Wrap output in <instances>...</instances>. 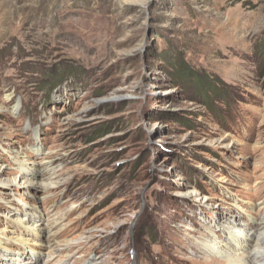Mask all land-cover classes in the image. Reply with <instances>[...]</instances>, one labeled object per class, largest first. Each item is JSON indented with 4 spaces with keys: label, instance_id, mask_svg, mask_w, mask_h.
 Masks as SVG:
<instances>
[{
    "label": "rangeland",
    "instance_id": "obj_1",
    "mask_svg": "<svg viewBox=\"0 0 264 264\" xmlns=\"http://www.w3.org/2000/svg\"><path fill=\"white\" fill-rule=\"evenodd\" d=\"M262 220L264 0H0V264H264Z\"/></svg>",
    "mask_w": 264,
    "mask_h": 264
},
{
    "label": "bare ground",
    "instance_id": "obj_2",
    "mask_svg": "<svg viewBox=\"0 0 264 264\" xmlns=\"http://www.w3.org/2000/svg\"><path fill=\"white\" fill-rule=\"evenodd\" d=\"M21 177L26 178V172H28V169H21ZM53 172L45 171L44 172V178L46 179H53ZM49 187V186H48ZM31 217L26 216V225L27 228H33V225L31 224ZM259 224H264V220L260 221ZM45 228V227H44ZM51 238L54 236L55 233L49 231ZM253 237V236H252ZM5 238V237H4ZM54 238V237H53ZM251 238L248 236V233L241 232L238 229H233L231 232H228V241L221 245L216 246V244H213L209 246L211 248V251L213 254L221 256L222 258H226L227 261H229V264H252L255 262H259L263 258V250L262 245H260V248L258 247L254 252H244L245 248L248 244V239ZM261 240V239H260ZM16 241V240H15ZM19 243H24L23 240H18ZM206 245V244H205ZM218 245V244H217ZM231 248L235 249L237 251L234 256H231ZM31 252H34L31 250ZM33 254V253H32ZM7 260L11 262L12 260L16 261V264H36V260L34 257L29 256V254L22 253H15L12 256L6 255ZM8 264V263H5ZM10 264V263H9Z\"/></svg>",
    "mask_w": 264,
    "mask_h": 264
}]
</instances>
